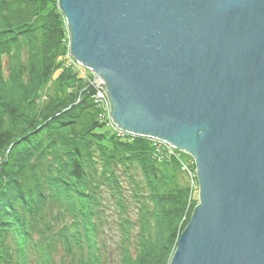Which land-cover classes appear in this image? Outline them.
I'll return each mask as SVG.
<instances>
[{
  "label": "trees",
  "instance_id": "16d2710c",
  "mask_svg": "<svg viewBox=\"0 0 264 264\" xmlns=\"http://www.w3.org/2000/svg\"><path fill=\"white\" fill-rule=\"evenodd\" d=\"M66 30L59 0H0V264H170L184 154L112 132Z\"/></svg>",
  "mask_w": 264,
  "mask_h": 264
},
{
  "label": "water",
  "instance_id": "95a60500",
  "mask_svg": "<svg viewBox=\"0 0 264 264\" xmlns=\"http://www.w3.org/2000/svg\"><path fill=\"white\" fill-rule=\"evenodd\" d=\"M121 132L195 163L170 264H264V0H59Z\"/></svg>",
  "mask_w": 264,
  "mask_h": 264
},
{
  "label": "rangeland",
  "instance_id": "374dc122",
  "mask_svg": "<svg viewBox=\"0 0 264 264\" xmlns=\"http://www.w3.org/2000/svg\"><path fill=\"white\" fill-rule=\"evenodd\" d=\"M65 45L67 46V48H69V42H70V36H69V33H68V31L66 30V35H65ZM69 60V58H68V60H67V63H69L67 66H72V68L74 69V71H76V73H80L83 77V80L86 82V83H88V84H90V86H92L93 88H94V90L96 91V89L98 88H100V87H98V84H100V83H103L101 80L100 81H98V80H95L94 81V75L90 72V71H88V70H86V69H84V68H82L81 66L79 67L78 65H76V64H74L73 65V63H72V61H70ZM75 63V62H74ZM77 66H78V68H77ZM96 88V89H95ZM99 91V90H98ZM94 98H95V100H97V98H98V96H97V91H96V95L94 96ZM99 101V100H98ZM102 102V103H101ZM96 103V102H95ZM100 106H102L104 109L107 107L106 105V101L105 100H101L99 103H98ZM104 122L109 126V127H111L112 128V132L114 133V134H116L117 133V129L115 128V127H113V126H110L111 124H110V122H109V113H108V111L106 112V117H105V119H104ZM162 145V144H161ZM167 149H169V148H167ZM169 150H171V149H169ZM184 154V163H183V169L186 167V168H188L190 171H188V172H186V174H187V178H188V182H189V188H190V196H189V205H191V203L195 200L194 198H196L197 199V201H196V203H194V209H195V207L196 206H198V203H199V188H198V184L197 183H195V182H197L196 181V178H195V175L194 174H196V168H195V164H194V160H193V158L190 156V155H188V154H186V153H183ZM193 198V199H192ZM185 220V218L183 219V221ZM178 244V243H177ZM177 247V246H176Z\"/></svg>",
  "mask_w": 264,
  "mask_h": 264
},
{
  "label": "built area",
  "instance_id": "2783aa9c",
  "mask_svg": "<svg viewBox=\"0 0 264 264\" xmlns=\"http://www.w3.org/2000/svg\"><path fill=\"white\" fill-rule=\"evenodd\" d=\"M74 65V64H73ZM96 89V88H95ZM99 90V91H98ZM96 91H97V96H98V98H97V100H96V103L98 104L101 100H105L106 101V108L104 109L102 106H100L99 104V106L103 109V111H104V114H102L100 117H101V119H105V117H106V112L108 111V113H109V110H110V108H109V102H108V100H107V97H106V95H105V93H104V91H103V89L102 88H97L96 89ZM96 95V94H95ZM99 100V101H98ZM102 103V102H101ZM109 122H110V120H109ZM110 124H111V122H110ZM158 144H162V143H158ZM183 170H185L186 172H188V171H190L188 168H184ZM195 175V178H196V174H194Z\"/></svg>",
  "mask_w": 264,
  "mask_h": 264
}]
</instances>
